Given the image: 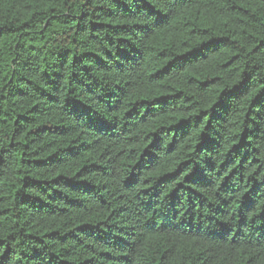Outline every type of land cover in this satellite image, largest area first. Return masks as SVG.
Masks as SVG:
<instances>
[{
    "label": "trees",
    "instance_id": "16d2710c",
    "mask_svg": "<svg viewBox=\"0 0 264 264\" xmlns=\"http://www.w3.org/2000/svg\"><path fill=\"white\" fill-rule=\"evenodd\" d=\"M0 264H264V0H0Z\"/></svg>",
    "mask_w": 264,
    "mask_h": 264
}]
</instances>
